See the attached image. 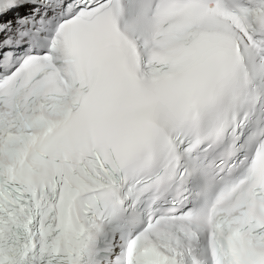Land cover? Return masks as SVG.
Masks as SVG:
<instances>
[{
	"label": "snow or ice",
	"instance_id": "6c2138e0",
	"mask_svg": "<svg viewBox=\"0 0 264 264\" xmlns=\"http://www.w3.org/2000/svg\"><path fill=\"white\" fill-rule=\"evenodd\" d=\"M0 264H264V0H0Z\"/></svg>",
	"mask_w": 264,
	"mask_h": 264
}]
</instances>
